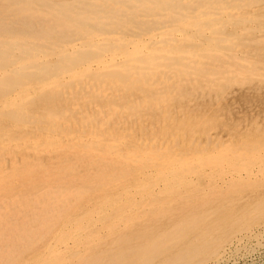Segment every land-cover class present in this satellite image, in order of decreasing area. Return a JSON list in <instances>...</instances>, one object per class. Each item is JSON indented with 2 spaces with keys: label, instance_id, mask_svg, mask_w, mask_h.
<instances>
[{
  "label": "bare ground",
  "instance_id": "6f19581e",
  "mask_svg": "<svg viewBox=\"0 0 264 264\" xmlns=\"http://www.w3.org/2000/svg\"><path fill=\"white\" fill-rule=\"evenodd\" d=\"M263 225L264 0H0V264H219Z\"/></svg>",
  "mask_w": 264,
  "mask_h": 264
},
{
  "label": "rangeland",
  "instance_id": "374dc122",
  "mask_svg": "<svg viewBox=\"0 0 264 264\" xmlns=\"http://www.w3.org/2000/svg\"><path fill=\"white\" fill-rule=\"evenodd\" d=\"M262 228H264V225ZM262 231V236L259 234V236L252 237L253 240L250 239L249 242H247V245H250L246 246L244 249H240L237 253L235 252L234 254H237V256L233 253H229L227 256L228 259L226 258V260H224L225 262L222 261L219 264H264V230ZM260 237H262V240ZM255 241H258V243H255Z\"/></svg>",
  "mask_w": 264,
  "mask_h": 264
}]
</instances>
